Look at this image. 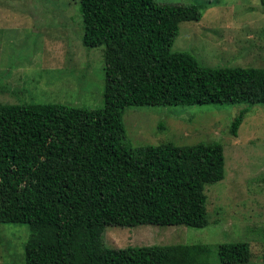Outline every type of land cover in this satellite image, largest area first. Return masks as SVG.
Returning a JSON list of instances; mask_svg holds the SVG:
<instances>
[{
  "label": "trees",
  "instance_id": "trees-1",
  "mask_svg": "<svg viewBox=\"0 0 264 264\" xmlns=\"http://www.w3.org/2000/svg\"><path fill=\"white\" fill-rule=\"evenodd\" d=\"M81 14L83 46L105 48V105L0 103V226L29 225L24 264H211L208 244L106 245L113 226L207 227L205 189L226 177L220 143L134 149L123 116L132 106L264 104V67L208 68L173 52L181 23L203 18L196 5L81 0ZM216 249L220 264L252 258L246 241Z\"/></svg>",
  "mask_w": 264,
  "mask_h": 264
},
{
  "label": "rangeland",
  "instance_id": "rangeland-1",
  "mask_svg": "<svg viewBox=\"0 0 264 264\" xmlns=\"http://www.w3.org/2000/svg\"><path fill=\"white\" fill-rule=\"evenodd\" d=\"M162 6L196 5L199 22L180 25L172 51L187 52L208 68L264 67L262 0H155ZM81 0H0V103L63 104L86 109L105 105L104 47L83 46ZM249 107L238 137L230 127ZM132 148L172 142L178 146L218 142L226 177L205 189L210 224L108 227L111 248L249 242V264H264V104L132 106L123 116ZM7 197L0 193V202ZM27 224L0 226V264H24Z\"/></svg>",
  "mask_w": 264,
  "mask_h": 264
}]
</instances>
